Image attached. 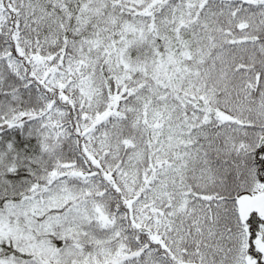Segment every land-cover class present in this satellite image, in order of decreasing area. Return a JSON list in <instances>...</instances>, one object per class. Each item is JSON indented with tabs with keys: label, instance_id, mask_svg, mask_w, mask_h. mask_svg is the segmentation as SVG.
Instances as JSON below:
<instances>
[{
	"label": "snow or ice",
	"instance_id": "obj_1",
	"mask_svg": "<svg viewBox=\"0 0 264 264\" xmlns=\"http://www.w3.org/2000/svg\"><path fill=\"white\" fill-rule=\"evenodd\" d=\"M0 264H264V0H0Z\"/></svg>",
	"mask_w": 264,
	"mask_h": 264
}]
</instances>
